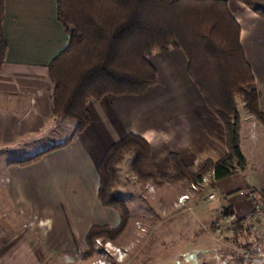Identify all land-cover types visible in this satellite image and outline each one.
I'll use <instances>...</instances> for the list:
<instances>
[{"label":"crops","instance_id":"obj_1","mask_svg":"<svg viewBox=\"0 0 264 264\" xmlns=\"http://www.w3.org/2000/svg\"><path fill=\"white\" fill-rule=\"evenodd\" d=\"M4 1L2 30L7 53L0 70V147L8 152L23 147V153H27L30 143L55 124L51 109L53 85L47 66L66 46L67 36L57 20L56 0ZM224 1L240 27L241 47L254 78L250 88L258 93V109L264 116V20L239 0ZM149 63L157 72V82L146 94L88 100L90 123L65 147L28 166L0 170L6 184L3 192L17 213L22 208L38 214L37 209L46 207L47 195L85 197L77 205L67 204L62 214L63 219L67 218L58 221L50 232L48 219L40 217L38 226L43 228L39 235L23 234L22 221L2 216L0 264H42L46 257L51 259L50 264H90L93 246L88 245L87 233L92 227H106L109 220L97 201L100 163L107 150L127 133L146 141L157 172L170 168L165 156L171 153L178 155L185 166L194 168L202 167L204 160L216 162L224 156L220 122L190 80L183 53L178 49L154 51ZM247 143L251 155L248 157L244 150L245 158L254 161V172L263 171L264 142L258 146ZM237 179L235 186L231 180L219 181L215 195L219 202H225L223 208L242 215L249 210L251 198L239 197L238 192L230 194L243 190L256 195L252 191L259 189L248 178ZM91 194L93 201L84 202ZM92 214L95 216L91 219ZM252 231L241 232L235 239L247 243L250 232L255 238L263 237L264 221Z\"/></svg>","mask_w":264,"mask_h":264},{"label":"trees","instance_id":"obj_2","mask_svg":"<svg viewBox=\"0 0 264 264\" xmlns=\"http://www.w3.org/2000/svg\"><path fill=\"white\" fill-rule=\"evenodd\" d=\"M239 1L264 20V0ZM56 9L67 44L47 66L53 85L51 109L53 117L76 122L74 135L84 131L90 123L88 100L141 96L152 89L157 82V72L149 63V57L153 51L169 49L183 53L190 80L226 129V157L207 163L197 173L185 167L173 153L170 154V174L157 173L152 164L150 172H145L144 151L147 153L150 148L140 136L128 134L107 150L100 163L98 195L101 202L119 211L110 186L126 149L133 150L135 162H140V174L150 175L155 181L199 183L204 171L209 170L218 183L245 169L246 158L239 136L241 111L253 116L262 126L264 116L258 109V93L244 89L253 84L254 78L241 47L240 27L224 0H56ZM4 11L5 1L0 0V70L7 53L2 30ZM67 144L51 146L9 164L28 166ZM211 187L217 189L215 183ZM252 192L264 195V189ZM102 196L108 198L102 199ZM235 215L227 207L220 219L228 222ZM214 230H218L217 225ZM107 234H111L107 227H92L86 236L88 245Z\"/></svg>","mask_w":264,"mask_h":264},{"label":"rangeland","instance_id":"obj_3","mask_svg":"<svg viewBox=\"0 0 264 264\" xmlns=\"http://www.w3.org/2000/svg\"><path fill=\"white\" fill-rule=\"evenodd\" d=\"M244 89L251 90L250 86L244 87ZM239 106H242L241 102ZM241 117L239 126L240 144L241 149L245 145L242 151L246 150L249 157L251 149L248 148L250 146L247 142H251L253 146H258L264 142V126L245 111H241ZM217 118L224 133L223 149L225 154L221 158L223 159L228 153L226 129L220 118ZM52 126L53 129L49 132L43 131L34 143H30L32 146H28L29 151L27 153H23V147H18L13 152H8L5 147H0V170H4L6 166H17L9 163L24 160V156L34 154L35 151L69 143L76 135H74L76 122L71 119L55 118V124ZM128 134L131 133H127L126 136ZM221 147L218 146V149L221 150ZM125 153L126 155L117 166L116 179L113 185L110 186V192H113V199L116 200L115 204L119 211L113 207H108L105 201L102 200L101 202V198L97 195V201L102 207L104 218L109 219L108 224L105 225L111 230V234L99 237L92 242L93 251L89 259L90 264H264V247H262L264 246V236L255 238V236H252L254 234L250 232L247 235L249 240L247 243L235 239L241 232L254 231V228L264 221V208L263 215L251 226L246 228L238 226L237 229L231 230L228 224L229 221L224 222L220 219L225 209L222 205H225V202H219V199L216 198L215 194L218 189H211L212 183L217 185L213 180L211 171L203 170L202 180L204 179L205 182L192 183L186 180L178 182L155 181L150 179V175L140 174V162H135L133 150L126 149ZM144 153L143 158L146 163L144 171L147 172L150 169V164H152L150 150L147 153L145 150ZM134 162L135 166L133 165ZM167 162L170 166V154L165 156V163ZM209 162L215 163L204 160L200 168L183 165L189 167L193 173H197ZM246 164L243 171L235 173L229 177L230 179L226 178L221 182L230 183L231 180V183L235 186L234 181L236 182L237 178L244 177V179L248 178V180L254 182L258 189L263 190L264 170L254 172L257 169H252L254 161L250 162V159L247 158ZM154 170L156 171V168ZM157 173L170 174L171 167L166 172ZM98 182L100 183V173L98 174ZM5 185V181L0 175V219L4 217L13 219L16 222L22 221L20 229L23 234L38 233L39 235L40 230L43 228L38 226L41 223L40 217L42 220L48 219V232H50L51 229L56 227L58 221L62 222L67 218V216L64 219L62 218L67 204L77 205V202L85 198L83 196L74 198L73 195H47L49 199L45 203L46 207L37 209L39 215L22 208L20 213H17L12 203H10V199L3 192ZM105 187L109 189V185ZM237 192L236 195L239 197H245L249 194L247 192L246 195H240V190H234V193ZM210 194L214 195L213 200L208 199ZM233 195L235 196V194ZM86 197L87 199L84 202H92L94 195H86ZM252 197L255 198L254 200L251 199L249 210L242 215L236 214V217L247 216L255 202H259L264 207V195L256 194ZM106 198L108 197L103 198L102 196V199ZM180 198H184L182 203H179ZM93 216L95 215L92 214L90 218L92 219ZM213 225H217L218 230H214ZM242 243H245V245H242ZM42 254L43 252L39 253V255ZM44 260L46 262H42V264H50L51 262V259L47 257ZM60 264L62 263L60 262Z\"/></svg>","mask_w":264,"mask_h":264},{"label":"built area","instance_id":"obj_4","mask_svg":"<svg viewBox=\"0 0 264 264\" xmlns=\"http://www.w3.org/2000/svg\"><path fill=\"white\" fill-rule=\"evenodd\" d=\"M213 177V175H212ZM202 182H205V180L203 179ZM248 194L246 191H241L240 192V195H246ZM248 196L254 200L255 197H252L253 195L251 194H248ZM208 199L209 200H213L214 199V195L213 194H210L208 196ZM184 200V198H180L179 199V203H182ZM263 215V207L262 205L259 203V202H255L253 204V207L250 211V213L245 216V217H235L233 219H231L229 221V228L232 230H235L238 228V226H242V227H247V226H251L252 223L256 222L259 220V218Z\"/></svg>","mask_w":264,"mask_h":264},{"label":"clouds","instance_id":"obj_5","mask_svg":"<svg viewBox=\"0 0 264 264\" xmlns=\"http://www.w3.org/2000/svg\"><path fill=\"white\" fill-rule=\"evenodd\" d=\"M99 263H102V262H99Z\"/></svg>","mask_w":264,"mask_h":264}]
</instances>
